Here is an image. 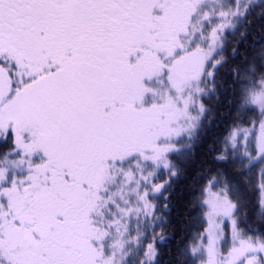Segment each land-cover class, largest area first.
<instances>
[{"label": "rangeland", "instance_id": "obj_1", "mask_svg": "<svg viewBox=\"0 0 264 264\" xmlns=\"http://www.w3.org/2000/svg\"><path fill=\"white\" fill-rule=\"evenodd\" d=\"M257 1L157 0L149 14L140 15L139 27L132 23L138 32L132 33L130 51H139L140 59L120 84L131 113L102 148L69 161L71 181L58 180L51 193L31 198L11 194L14 219L22 225L10 227L18 244L30 246L45 260L58 254L79 264H128L131 257L141 261L143 252L154 256V249L143 251L141 243L150 222L156 221L154 201L176 174L169 154H187L204 113L201 99L213 87L223 34ZM259 84L250 101L262 112L261 121L232 129L219 159L229 148H239L247 166H259L261 172L264 82ZM160 173L165 177L159 178ZM161 184L155 192L154 186ZM204 202L207 226L192 247L198 264H259L253 251L258 242L238 229V205L229 189L210 181Z\"/></svg>", "mask_w": 264, "mask_h": 264}, {"label": "snow or ice", "instance_id": "obj_2", "mask_svg": "<svg viewBox=\"0 0 264 264\" xmlns=\"http://www.w3.org/2000/svg\"><path fill=\"white\" fill-rule=\"evenodd\" d=\"M134 8L135 0H0V144L10 145L0 159V264H79L17 243L11 194L31 198L71 181L69 161L102 148L125 118L121 78L140 59L130 51Z\"/></svg>", "mask_w": 264, "mask_h": 264}, {"label": "trees", "instance_id": "obj_3", "mask_svg": "<svg viewBox=\"0 0 264 264\" xmlns=\"http://www.w3.org/2000/svg\"><path fill=\"white\" fill-rule=\"evenodd\" d=\"M243 13L234 28L223 34L220 63L211 91L201 99L204 113L193 143L187 154H169L176 174L154 201L156 221L150 222L141 243L143 251L153 244L154 256L143 252L141 261L131 257L128 264H198L192 247L207 226L205 188L212 180L226 186L237 203L242 234L264 240L259 166L248 167L239 148H229L219 159L232 129L256 125L262 119L250 95L264 82V0L250 4ZM9 147L0 144V159Z\"/></svg>", "mask_w": 264, "mask_h": 264}, {"label": "flooded vegetation", "instance_id": "obj_4", "mask_svg": "<svg viewBox=\"0 0 264 264\" xmlns=\"http://www.w3.org/2000/svg\"><path fill=\"white\" fill-rule=\"evenodd\" d=\"M154 1H157V0H135V8L132 9L130 11V13H128V15L131 18L132 23L133 22L136 23L137 26L139 27V23L141 21L140 20L141 19L140 15H142L143 13H148L149 9H150V7H151V5L153 4ZM137 26L134 27L135 28V30H134L135 32L132 29V33L134 32L136 34V32H138L137 29H136ZM112 133H118L119 134V132H117L116 130H114ZM111 146H113V144H111Z\"/></svg>", "mask_w": 264, "mask_h": 264}]
</instances>
